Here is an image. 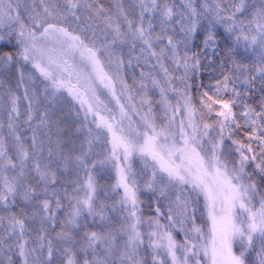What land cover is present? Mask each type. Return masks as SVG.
Listing matches in <instances>:
<instances>
[{
	"label": "snow or ice",
	"instance_id": "6c2138e0",
	"mask_svg": "<svg viewBox=\"0 0 264 264\" xmlns=\"http://www.w3.org/2000/svg\"><path fill=\"white\" fill-rule=\"evenodd\" d=\"M138 6L0 0V264H264V0Z\"/></svg>",
	"mask_w": 264,
	"mask_h": 264
},
{
	"label": "trees",
	"instance_id": "16d2710c",
	"mask_svg": "<svg viewBox=\"0 0 264 264\" xmlns=\"http://www.w3.org/2000/svg\"><path fill=\"white\" fill-rule=\"evenodd\" d=\"M37 2H38V0H37ZM19 3L22 6L25 4L31 5L32 0H19ZM98 3L103 4L106 9H111V11L113 13H115V11H116L117 3L123 4L125 6V8H130L133 4H136V7L134 9V14L138 13V11H139L138 0H98ZM86 14H87L86 12L81 13V15H82L81 24L82 25H83V16ZM99 26L103 27V24L101 23ZM73 27H75V25H73ZM88 35L89 36L92 35L91 31H89ZM97 35L99 36V32H97ZM110 38L111 37H109V39ZM100 39H103V37H100ZM120 48H122L124 58H125V60H127L128 46L123 45V46H120ZM120 48H118V51H120ZM9 50H10V46L0 49V51H9ZM144 70L146 71L147 69H144ZM140 71H141V69L135 68V74H136L137 79L139 78V72ZM208 76H209V72L206 71L202 77L205 84L208 82ZM126 78L128 79L129 83L132 82V70H127ZM7 79L12 84V86L15 87V81L17 79V74L15 72V69H13L11 71V73L7 74ZM40 87L42 88V85ZM23 91H24V89L21 87L19 89L18 94L23 95ZM66 95L67 94L65 93V96ZM154 95L156 96V98H158V92L155 93ZM26 103L27 102L25 101L24 104L26 105ZM56 117H58L60 119V121H61L60 127L63 130L59 134L60 138L65 142V144L67 145L68 148L75 147L78 150L80 140L77 139V136L79 134L76 132V128L78 126L79 121H77L75 118V110L72 108V102L70 101V98H69L68 103H65V104L57 107ZM28 135L30 136V133H28ZM51 135H52L53 142H55L57 139V130L55 127H53V129H52ZM69 139H71V141L73 143H71V144L68 143ZM66 179H76V177L73 173L69 172L66 174ZM97 179L99 180V183L101 185H107V184H110L113 182V178L110 177L108 174H105V173L98 174ZM141 199H143L145 201L144 205L142 206L144 208L145 214H150L151 210L148 206L149 202H150V194H148V193L143 194L141 196ZM16 259H17V264H19L18 258H16Z\"/></svg>",
	"mask_w": 264,
	"mask_h": 264
}]
</instances>
